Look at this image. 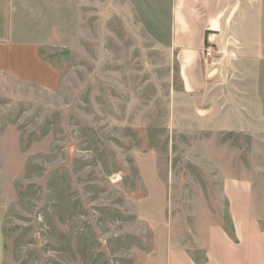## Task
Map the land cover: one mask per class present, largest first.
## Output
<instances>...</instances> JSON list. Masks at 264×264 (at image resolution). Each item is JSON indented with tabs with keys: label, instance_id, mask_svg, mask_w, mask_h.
<instances>
[{
	"label": "rangeland",
	"instance_id": "1",
	"mask_svg": "<svg viewBox=\"0 0 264 264\" xmlns=\"http://www.w3.org/2000/svg\"><path fill=\"white\" fill-rule=\"evenodd\" d=\"M21 3L35 52L0 67L4 264H159L168 223L190 232L207 214L226 157L242 150L264 175L259 115L223 133L195 114L216 91L264 112V50L206 40L204 78L218 84L194 94L168 49L171 0Z\"/></svg>",
	"mask_w": 264,
	"mask_h": 264
},
{
	"label": "crops",
	"instance_id": "2",
	"mask_svg": "<svg viewBox=\"0 0 264 264\" xmlns=\"http://www.w3.org/2000/svg\"><path fill=\"white\" fill-rule=\"evenodd\" d=\"M22 1L0 0V67L17 68L24 53L35 52L17 31L18 5H23ZM171 20L168 49L177 53L185 88L194 94L218 84L214 79L208 82L204 78L201 50L206 40L218 47L230 46L231 51L264 50L262 0H171ZM207 96V109L198 108L195 114L208 116V130L247 133L248 115L257 114L260 122H264L263 107H258V103L249 107L247 94L216 91ZM250 96L252 100H261L259 93ZM261 124L264 128V123ZM224 162L222 187L218 193L216 190L210 193L213 198L207 204V214L198 219L190 232L184 225L169 222L167 234L161 238L162 251L155 252L152 261L264 264V184L260 182V176L264 175L248 170V156L242 150L233 152ZM4 251L0 224V264L5 261Z\"/></svg>",
	"mask_w": 264,
	"mask_h": 264
},
{
	"label": "built area",
	"instance_id": "3",
	"mask_svg": "<svg viewBox=\"0 0 264 264\" xmlns=\"http://www.w3.org/2000/svg\"><path fill=\"white\" fill-rule=\"evenodd\" d=\"M213 49L212 48H207V51H206V56L209 57V56H212L213 55Z\"/></svg>",
	"mask_w": 264,
	"mask_h": 264
}]
</instances>
